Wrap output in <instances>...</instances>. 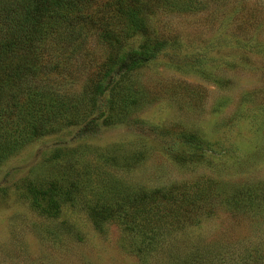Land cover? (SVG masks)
Here are the masks:
<instances>
[{
    "label": "rangeland",
    "instance_id": "obj_1",
    "mask_svg": "<svg viewBox=\"0 0 264 264\" xmlns=\"http://www.w3.org/2000/svg\"><path fill=\"white\" fill-rule=\"evenodd\" d=\"M148 1L149 33L177 51L117 74L111 118L94 132L64 119L0 163V187L6 189L0 193V264H169L167 254L176 255L185 239L226 246L229 264H264V254L257 262L247 256L254 257L255 248L264 253V203L254 217L218 205L198 226L172 234L173 253L164 251L167 246L139 258L120 225L91 224L79 194L74 206L67 201L59 215L48 217L20 193L29 183L45 187L53 179L66 189L71 180L84 182L85 173L93 188L103 179L114 190L164 188L198 175L222 181L227 192L264 185V0H197L184 11ZM89 33L64 52L61 68L37 76L54 103L67 106L64 115L94 112L86 96L105 46ZM199 53L206 57L204 68L184 64L182 54ZM11 90L20 89L14 85L7 94ZM41 94L39 101L48 102ZM180 133L195 134L212 152L175 162L163 144Z\"/></svg>",
    "mask_w": 264,
    "mask_h": 264
},
{
    "label": "trees",
    "instance_id": "obj_2",
    "mask_svg": "<svg viewBox=\"0 0 264 264\" xmlns=\"http://www.w3.org/2000/svg\"><path fill=\"white\" fill-rule=\"evenodd\" d=\"M157 1L159 5L180 11L194 8L197 2ZM150 8L148 0H0V163L24 144L46 135L54 123L64 119L67 125H82L89 132L108 122L117 101L113 93L117 74L166 54L170 44L166 38H155L149 33ZM90 31L105 46V55L94 64L91 89L86 96L94 112L84 111L78 116L79 113L72 109L64 115L67 106L55 104L37 76L49 68H61L64 52L79 44ZM80 37L83 38L77 40ZM167 51L177 49L172 47ZM185 55H181L185 65L204 68L206 57L202 53ZM182 59L179 57L175 61ZM29 81H32L33 86L29 87L32 89L24 88ZM14 85L20 90L7 94V89ZM41 93L48 97V102L39 101ZM44 117H51L53 121L45 122ZM179 136L181 138L174 137L163 144L164 152L175 162L206 158L212 152L210 146L201 148L203 141L193 133H180ZM172 146H177V151ZM83 177L84 182L71 180L66 189H59L56 179L50 180L45 187L29 183L21 187L20 193L32 207L48 217L59 215L67 201L74 206L79 194L91 224L98 228L106 223L120 225L128 238L129 248L139 258L164 250L173 240L174 232L198 226L203 218L216 213L218 205L233 215L254 217L264 203L262 184L244 185L227 192L226 184L207 175L164 188L134 186L131 189L128 185L118 190L103 179L105 184L101 182L95 190L94 185H90L88 173ZM5 190L4 186L0 187V193L5 194ZM185 240L176 255L167 254L169 264H229V260L232 261L228 259L230 252L226 246L210 247ZM164 251L173 253L174 245ZM254 252V257L247 252L249 261L262 259L261 250L255 248Z\"/></svg>",
    "mask_w": 264,
    "mask_h": 264
}]
</instances>
